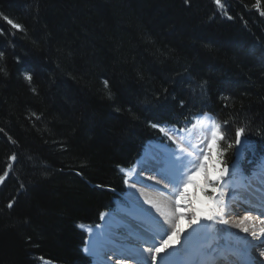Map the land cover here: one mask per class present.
I'll return each mask as SVG.
<instances>
[{"label":"trees","instance_id":"1","mask_svg":"<svg viewBox=\"0 0 264 264\" xmlns=\"http://www.w3.org/2000/svg\"><path fill=\"white\" fill-rule=\"evenodd\" d=\"M222 5L0 0V264H87L79 225L123 201L121 170L163 141L152 124L209 113L228 121L219 159L260 165L264 0Z\"/></svg>","mask_w":264,"mask_h":264},{"label":"snow or ice","instance_id":"2","mask_svg":"<svg viewBox=\"0 0 264 264\" xmlns=\"http://www.w3.org/2000/svg\"><path fill=\"white\" fill-rule=\"evenodd\" d=\"M187 3L188 0H185ZM216 4L222 5V0H215ZM8 24L16 29H21V25L14 23L12 20L4 17ZM3 53L0 52V57ZM2 71V69H0ZM25 79L31 81L32 76L25 74ZM107 86L108 82L104 81ZM183 104V102H181ZM196 123L203 124L208 120L211 123V138L207 141V148H200L196 144H192L184 139L183 134L177 128L170 127L165 128L159 124H152L151 127L158 129L161 133L168 136V139L175 144V148L166 146L159 153V161L166 166V171L161 174L174 186L172 190L173 199L170 204L159 202L155 200H147V203L151 204L156 209L160 217H163V221L157 217H151L153 221V228L150 234H146L147 238L142 240L143 244L151 243V247L138 248L134 250L132 255L133 259L137 260V264H191V242L193 239H199L203 235L199 229L194 228V225H200L202 220L216 221L218 218L221 223L227 224L228 221L224 219L226 211L229 208L228 203L224 199L225 193L222 190L226 184V178L231 179L232 175L238 170L240 161L236 154L233 157V163L230 166L222 158L225 154V149L219 147V142L224 139V133L221 130L222 127H226L228 121H224L223 124L216 123L215 118L206 113L196 114ZM186 123H192V121H186ZM176 132L180 139H174L169 133ZM243 138V140H242ZM248 137L245 134V129L239 127L235 130V145H241L242 142H246ZM203 143V142H201ZM187 144V146H186ZM227 147L233 148L232 142H229ZM191 149V150H190ZM237 153L239 148H237ZM15 161L16 156L11 157ZM212 161L211 168L209 167V161ZM223 165V166H221ZM260 173L264 176V161L260 163ZM121 171H124L123 169ZM200 173L204 175L203 184H199L196 180V176ZM8 172L4 175H0V182L4 181ZM129 175V173H126ZM127 183V180H125ZM191 185H195L205 193L203 199L197 196H190L188 188ZM211 193V194H209ZM9 207L12 204L9 203ZM183 209V210H182ZM259 210V209H257ZM101 219H104L106 214L101 213ZM151 216V213H148ZM187 220V228L193 229L187 236H183L185 233V227L182 225L183 220ZM248 220L249 217H245ZM264 223V221H262ZM170 226V227H166ZM83 227V225H81ZM90 233H93V229H88ZM245 233L250 232L251 240L245 238L243 241V247L240 250V255L244 257L243 264H264V227L256 230H251L247 227L243 228ZM160 236L159 242H156V237ZM183 236L184 243H181ZM176 245H180L179 248ZM95 247V241L90 242V247L85 251L91 252ZM210 247V244H202L198 254L201 256V261L198 264H215V259L204 260L203 249ZM260 248L259 257L253 255V249ZM171 249L172 251H169ZM147 252L148 255H144ZM179 258V259H178ZM224 261L228 260L227 256L223 257Z\"/></svg>","mask_w":264,"mask_h":264},{"label":"bare ground","instance_id":"3","mask_svg":"<svg viewBox=\"0 0 264 264\" xmlns=\"http://www.w3.org/2000/svg\"><path fill=\"white\" fill-rule=\"evenodd\" d=\"M201 142L204 141L198 138H194L191 141L192 144H196L200 148L203 145ZM152 154L153 155H151V157L147 160L144 159V162L137 163L135 171L130 170L127 172L129 173V176L132 177L131 180L133 181L126 183L127 197L132 196L131 199H129V197L127 198L132 204V208L122 207L118 211L106 214L103 219L107 224L106 227H103L102 225L87 227V230L91 228L94 232L90 233L88 231L84 247L89 248L90 242L93 240L95 241V247L92 250L94 264H137V260L132 258L134 250L138 248H147V246L144 245L141 247V245H139L140 243L138 244V242L129 240V237L127 238V236L122 233L130 236L134 235V237L136 236V239H141L142 241L147 238L146 234H150L152 231L153 221L151 217H157L163 221V217L159 216V213L156 212V209L152 207L151 204L147 203V200L151 199L170 204L173 199L172 190L174 186L169 183L164 175L161 174L166 171V166L159 161L158 152L156 154L152 152ZM211 165L212 161L210 160V168ZM261 178L262 175L257 174V176L252 179L250 184H247L245 181L226 179V184L222 189L225 193L224 199L229 206H235L233 210L236 214H233V210L231 212L229 207L223 217L228 221L227 224H223L219 219H217L216 221L202 220L200 225L204 229L205 233H208L211 226L214 225L213 236H210V238L213 241H217L218 247L223 246L225 243L223 240L226 241L227 244L224 245L225 250L215 249V251L217 250V252H220L223 250V252H226V249L229 248L232 251V255L227 256L228 260L224 261L223 257L226 256L224 254H221L218 258H216L215 255L204 254V260L215 259V264H232V260H241L243 262L244 257L240 255V250L243 247V241L245 238L249 240L252 239L250 232L245 233L243 228L247 227L250 231L256 230L259 232V229L264 227V223H262V221H264V199L259 198V196H264V184ZM196 180L202 185L204 182L203 173L198 174L196 176ZM247 188H252V192H255L258 199H256ZM199 192L200 188L195 185H191L188 188L190 196L199 197ZM148 213H151V216H149ZM245 217H249V219L245 220ZM182 225L185 227V233L183 236H187L193 231V229L187 228L186 219L182 221ZM166 227L170 226L166 225ZM193 227L199 229L198 225H194ZM118 231L123 232L119 233ZM183 236L181 238V243H184ZM120 238L124 241H121ZM158 238L161 239V237H156L157 243L159 242ZM205 238L206 237L202 235L201 238L192 240L191 264H196V261L201 259V256L198 254V250H200L202 245L201 243ZM150 244L151 243L148 245ZM176 247L179 248L180 245H176ZM260 250V248L253 249V255L259 257ZM169 251L172 250L169 249ZM144 255L147 256L148 253L145 252ZM114 259L116 260L113 261Z\"/></svg>","mask_w":264,"mask_h":264},{"label":"rangeland","instance_id":"4","mask_svg":"<svg viewBox=\"0 0 264 264\" xmlns=\"http://www.w3.org/2000/svg\"><path fill=\"white\" fill-rule=\"evenodd\" d=\"M197 119V118H196ZM196 119L194 120V123H193V125L188 129V130H185V131H181V133L183 134V136H184V139L186 140V141H189V140H191L192 141V139H194V138H198V139H202L204 142H203V145L201 146V148H204V149H206L207 148V141L211 138V132H210V128H211V123H210V121H208V120H206V121H204V123L201 125V124H199V123H196ZM167 129V128H166ZM205 131V132H204ZM174 132H171V133H169L170 135H172ZM160 134L168 141V142H170L171 144H172V147L171 148H175V144H173L172 143V141H170L169 139H168V136H166L164 133H161L160 132ZM195 136V137H194ZM203 136V137H202ZM174 139H177V140H179L180 139V136H178L177 135V133H175L174 134ZM190 141V142H191ZM159 146L160 147H166V145H164V144H162V143H159ZM186 146H187V144H186ZM152 152H154L155 154L158 152V154H159V152H161L159 149H157L156 147H155V145H147L146 147H145V149H144V152H143V155L140 157V159L138 160L139 162H144V159L145 160H147L148 158H150L151 157V155H153L152 154ZM29 159H32L31 157H29ZM28 159V161H31V160H29ZM32 160H34V159H32ZM137 161V162H138ZM136 162V163H137ZM138 162V163H139ZM136 163H135V165L132 167V168H130V169H128V170H126L125 172L127 173L128 171H135L136 170ZM43 167H44V165H43ZM46 167V169L47 170H51L50 169V167L49 166H45ZM125 173V174H126ZM257 173H258V175H261V173H260V169L259 170H257ZM257 175V174H256ZM128 178V179H127ZM130 179V180H129ZM132 177L131 176H127L126 175V180H127V182L128 183H130V182H133L132 180ZM234 179H237V180H243L244 179V176H237L236 178H234ZM263 179H264V176H262V178H261V180H262V182H263V184H264V181H263ZM229 181V180H228ZM233 181V180H232ZM254 181H256V180H254ZM252 182V181H251ZM250 182V183H251ZM232 183V182H231ZM126 184V183H125ZM34 185V184H33ZM126 186V185H125ZM248 189V191H250V192H252V188H247ZM125 190H126V188H125ZM254 191H256V190H254ZM126 193H127V191H126ZM126 196H127V194H126ZM198 196L201 198V199H203L204 198V196H205V193L203 192V191H201V189H200V192H199V194H198ZM129 197V199H131V197L132 196H128ZM127 197V198H128ZM128 199V200H129ZM127 204H128V207H131L132 206V204H130V202H128L127 201ZM219 219V218H218ZM213 226L214 225H212L211 226V228L209 229V231H208V233H205L204 232V229L201 227V225H198V227H199V230H200V232L206 237L205 239H203V241H202V243L201 244H210V247H205L204 249H203V252H204V254L205 255H207V254H210V253H208L209 251V249L210 248H212V249H217V250H220V249H224L225 250V248H224V245H227L226 244V241H224L223 240V242H225L224 244H223V246L222 247H218L217 246V241H213L211 238H210V236H213ZM119 233L120 232H123V231H118ZM123 235H125V236H127V238L129 239V240H131V241H134V242H138V244L140 243V241H141V239H136L135 237H132V236H134V235H132V236H130V235H126V234H124V233H122ZM133 239V240H132ZM120 240L121 241H124L122 238H120ZM158 240H160L159 238H158ZM142 243V242H141ZM139 244V245H141V247H143L144 245H142V244ZM230 243V242H229ZM232 248V247H231ZM233 249V248H232ZM217 250L215 251V252H217ZM234 250V249H233ZM193 254V253H192ZM90 260H91V264H93V259H91L90 258Z\"/></svg>","mask_w":264,"mask_h":264},{"label":"water","instance_id":"5","mask_svg":"<svg viewBox=\"0 0 264 264\" xmlns=\"http://www.w3.org/2000/svg\"><path fill=\"white\" fill-rule=\"evenodd\" d=\"M209 223V222H208ZM208 223H207V226H208Z\"/></svg>","mask_w":264,"mask_h":264}]
</instances>
